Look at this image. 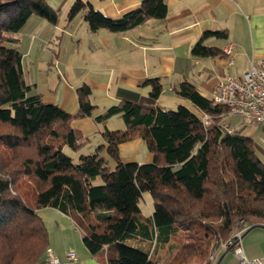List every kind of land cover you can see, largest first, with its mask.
<instances>
[{
	"label": "trees",
	"instance_id": "obj_1",
	"mask_svg": "<svg viewBox=\"0 0 264 264\" xmlns=\"http://www.w3.org/2000/svg\"><path fill=\"white\" fill-rule=\"evenodd\" d=\"M79 13L92 31L126 32L149 19L165 18L168 6L165 0H143L111 18L90 1L75 0L67 17L72 20ZM32 15L53 24L60 18L48 0H0V264H36L42 259L50 234L39 213L43 207L70 216L82 229L85 246L105 264H202L213 243L228 238L239 220L250 228L264 226V162L253 138L228 130L223 121L227 107L189 81L181 82L177 93L193 107L166 109L123 99L96 115L103 126L119 116L125 128L104 127V143L74 162L64 148L79 151L88 138L72 123L93 116L96 105L87 84L77 88L79 108L72 114L45 103L36 85L26 81L18 32ZM212 36L225 37L227 32L206 31L192 54H219L204 43ZM146 84L157 99L160 79ZM135 139L146 144L151 162L122 161L120 145ZM28 178L38 190L36 206L18 191ZM145 192L153 198L149 215L139 205ZM179 230L184 240L165 262L127 244L131 239L169 240Z\"/></svg>",
	"mask_w": 264,
	"mask_h": 264
},
{
	"label": "crops",
	"instance_id": "obj_2",
	"mask_svg": "<svg viewBox=\"0 0 264 264\" xmlns=\"http://www.w3.org/2000/svg\"><path fill=\"white\" fill-rule=\"evenodd\" d=\"M74 1L49 0L60 12L59 21L53 24L45 18L31 16L23 26H29V36L23 39L22 28L17 45L23 55L26 81L36 85L35 91L45 103L58 104L73 114L79 108L77 88L83 84L90 86L91 100L96 105L93 116L75 119L72 123L84 138H88L86 144H92L93 140L98 145L104 143V127L125 128L119 116L111 117L105 126L95 119L123 99L152 105L161 103L165 95L174 94L176 99H184L177 93L183 81L195 84L205 96L212 97L219 79L228 75L242 76L252 64L264 60V0H165L168 6L165 18L149 19L126 32L106 28L92 31L83 13L69 20L67 14ZM88 1L108 17L116 18L138 7L143 0ZM210 30L227 32L225 37L212 36L204 42L218 48L220 53L209 57L193 55L192 47ZM229 43L234 47L232 65L223 53ZM32 55L34 60H31ZM151 78H159L162 83V93L157 99L151 97V87L146 84ZM242 122L245 123L244 119ZM248 122L252 123V128L244 134L250 137L264 125ZM253 140L258 156L264 161V132L258 135L259 143L254 137ZM142 144L140 139L122 143V161L151 162L150 152L146 160L133 156L132 150L136 147L139 150ZM43 208L50 210L52 207ZM49 212L54 213L56 219L54 232L47 226L48 248L61 258L62 264H105L86 246L72 245L70 234L80 240L83 231L70 216L56 208ZM263 238L264 226L261 225L243 234L242 247L248 257L264 258ZM70 250L76 252V260L67 258ZM226 253L217 254L216 264L222 262ZM44 260L45 255L36 264H43Z\"/></svg>",
	"mask_w": 264,
	"mask_h": 264
},
{
	"label": "rangeland",
	"instance_id": "obj_3",
	"mask_svg": "<svg viewBox=\"0 0 264 264\" xmlns=\"http://www.w3.org/2000/svg\"><path fill=\"white\" fill-rule=\"evenodd\" d=\"M32 16L40 17L38 15H32ZM29 25H31V24L29 23ZM29 31H30L29 26L27 28H23L21 30V33H22L21 35H23V39L28 38ZM18 35H19V32H18ZM17 47H18V45H17ZM51 47H53V46H51ZM18 48H20V47H18ZM31 60H34V55H32ZM43 84L45 87L47 86L45 82ZM175 97L176 96H174V94H171L169 96L165 95L163 97L161 103H159L158 105H161L162 107H164L166 109H177L178 106H180V105H184V106H187L189 108L193 107L192 103L189 102L188 100H186V99L184 100V99H180V98L176 99ZM226 114L227 115L224 116L223 121L226 122L227 124H229V126L232 129H235L237 127L236 128L237 131L242 133V134H244L246 132H250L249 130H250V128H252L251 122H248V120L244 119L245 123H243L242 122L243 118H241L239 116H235V115H230V114H228V112ZM247 124L250 126H247ZM244 130H248V131H244ZM261 132H264V125L261 126L259 131H256L254 133V135L252 136V138L254 137L257 140V143H259L258 135ZM256 140H255V142H256ZM96 145H98V143H96L95 140H93L92 144H90V143L85 144L79 151H74L70 147H65L64 152L68 156H71L74 162H78L80 154H87V153L92 152L95 149ZM132 153L134 154L133 156L136 157L138 160H146L147 156H151L149 151H148V148L144 142L141 146H139V150H138V147H136L132 150ZM124 154H125L124 158L126 160H129L128 157H126V153H123V156H124ZM114 165H115V162L112 160L111 161V167H113ZM100 182H101V180L99 178L95 181L96 184L100 183ZM18 191L21 194V196L25 199L27 204H29L31 206H36L38 190H37L36 184L34 183V181L32 179L28 178V179L24 180L22 182V184H20L18 186ZM139 205H140V208L144 214H147V215L151 214V211L153 209V198L149 192L144 193L143 197L140 200ZM42 209H44V208H42ZM42 209H39L40 215L44 216L47 226L50 229L53 228L52 230L54 232L53 226L55 223L56 216L54 213L49 212V211H54V208H49L50 210H42ZM245 227L248 230L250 228V225L248 223H246L244 220H239L236 223V226H235L233 232L231 233V235L228 238H226V239L221 238L220 240H217V241H215V243H213L215 246L212 245L207 258H205V260L203 261L202 264H215L216 263L215 261L217 259L216 258L217 254L220 251H223V252L227 251V253L224 255L222 262L220 264H239V257H237V255L235 254L233 248L229 249V250L225 249V247L223 246V243L230 241V239L234 240L235 235H237V233H239L241 231V229L245 228ZM183 236H184V232L182 230H179V231L174 232L171 235L169 240H159V241L154 243V242H145V241H142L139 239H131V240L127 241V244L134 246V247H137V248H140V249H143L146 252L151 251L152 259L159 261V262H165L179 248L182 241L184 240ZM70 238H71L70 242L72 243V245L79 243V245H81L82 247H85L82 237L80 238V240H78V237L70 234ZM49 240H50V234H49ZM263 241H264V238H263Z\"/></svg>",
	"mask_w": 264,
	"mask_h": 264
},
{
	"label": "built area",
	"instance_id": "obj_4",
	"mask_svg": "<svg viewBox=\"0 0 264 264\" xmlns=\"http://www.w3.org/2000/svg\"><path fill=\"white\" fill-rule=\"evenodd\" d=\"M233 48L232 43H229L224 48V53L228 56L229 65L234 63ZM263 64L264 60H260V64H252L248 70L244 71L242 76L228 75L219 79L212 92L214 102L226 106L230 115L264 124ZM204 120L205 122L208 121V115H205ZM226 128L230 130L228 125ZM246 230V227L242 228L235 235L234 240L230 239V241L224 242L223 246L229 250L234 245L233 250L239 257V264H264V258H250L246 255L242 247V237ZM67 258L76 260V252L74 250L68 251ZM43 264H62V261L51 248H47Z\"/></svg>",
	"mask_w": 264,
	"mask_h": 264
}]
</instances>
